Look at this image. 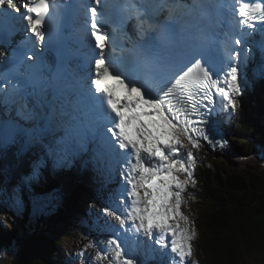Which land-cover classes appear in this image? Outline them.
Listing matches in <instances>:
<instances>
[{
  "label": "snow or ice",
  "instance_id": "obj_1",
  "mask_svg": "<svg viewBox=\"0 0 264 264\" xmlns=\"http://www.w3.org/2000/svg\"><path fill=\"white\" fill-rule=\"evenodd\" d=\"M54 4L55 0H0V15L25 22L24 31L31 34L25 41L31 44V55L23 53L20 63L32 61L28 67L41 80L55 82L68 75L82 81L85 77L77 76L58 50L54 67L47 62L46 56L53 51L47 25ZM85 7L90 14L85 25H90L94 42L88 57V83L77 101L78 123L64 130L57 148L67 152L70 142L74 154L92 151L97 160L106 158L109 171L114 169L118 177L113 202L103 208L104 215L115 221L114 235L105 248L96 251L95 259L106 264H137L126 244L150 240L158 246L153 251L168 255L171 264H197L190 259L195 225L182 211L183 194L189 184L196 183L193 150L202 147L201 141L221 147L226 143L213 139L211 117L218 106L230 116L240 107L244 86L241 51L236 46L246 47L244 37L252 36L258 24L264 32V0H233L229 5L238 30L230 37L231 46L229 33L223 32L226 39L219 53L193 45L178 61L171 58L177 39L172 22L186 10L211 7L204 0L199 4L93 0ZM129 21H134L135 41L125 30ZM14 34L15 29H10L5 39ZM128 42L132 43L130 49L125 47ZM260 46L264 49V42ZM0 59L8 63L3 52ZM14 91L19 97L20 119L12 121L8 140L30 145L38 140L37 129L25 127L22 121L39 118L50 127V114L42 115L39 106H29L32 94L25 86L17 84ZM3 103L7 107L17 100L5 92Z\"/></svg>",
  "mask_w": 264,
  "mask_h": 264
},
{
  "label": "rangeland",
  "instance_id": "obj_2",
  "mask_svg": "<svg viewBox=\"0 0 264 264\" xmlns=\"http://www.w3.org/2000/svg\"><path fill=\"white\" fill-rule=\"evenodd\" d=\"M248 70H251V69H248ZM251 79H253V76L251 77ZM218 109L220 110V113H219L220 119H222L223 117V121H226V123H222L223 125H219L220 128L218 131H220L221 129L222 131L227 132L228 129H231V125L234 126L238 122V116L240 112L239 114H236L237 113L236 112L235 113L236 115L230 116L227 112L221 111L220 107ZM38 111L42 115L45 114V110L40 108V106L38 107ZM0 113L2 112L0 111ZM12 116H13V120L20 119V117L17 115V112L15 114H12ZM231 117L233 119L231 120L232 122L230 121ZM22 123H24L25 127L27 128L28 127H31L32 129L35 128L34 122L22 121ZM262 125L264 126V123ZM10 130L11 131L13 130V125H12V129ZM231 131L233 132V134L232 132H229L230 134L229 138L231 137L232 139H237L236 143H234L235 145L234 148H232L233 146L232 142L230 143L232 152L229 153L228 151L221 149L219 151L217 150L214 153V151H212L210 148L207 147L208 144L201 142L202 147L198 150L196 149L193 150L194 156L196 157V161H197L196 167L203 168L205 167V165L210 163L209 159L212 161L213 160L216 161V159H218L219 162H227V163H230V164H233L239 167V169L244 173L243 174L244 176H246L247 174L252 175L253 173H254L253 175L255 174L260 175L264 171V169L262 168L261 160H260L261 157L259 156V154L262 153L264 149V145L260 142L261 140L259 141L257 139H254L248 136L251 139L250 143L248 142L246 143L245 146L240 147V143L238 142V140L247 141L249 138L247 139V135L245 134L242 135V134L236 133L232 129ZM64 134L65 133L61 132L60 136L63 137ZM35 135L38 137V140L40 139L42 142L46 143V139H47L45 138L47 136L46 133L41 132L40 130H37L35 132ZM8 137L9 136L7 135H1L2 143H0V150H1L0 153L4 152V155L0 156V162L3 160L2 164L3 162L4 164H6L8 160L12 161V163L10 162V164H13L14 168L17 169V168H20V166H23L26 169V171L28 170L27 172L28 178L35 177V175L33 174L34 171L38 173L36 174L37 175L36 177L38 178L36 180L34 179V180L27 181L26 172H23L22 176H20L18 179L16 178L15 173H13L12 176L15 175L13 177L15 184H16L15 187H17L19 191L15 187H13L10 192L9 190H6V192H8L9 194V197L8 195H5V196L10 198L11 202L7 203V197L0 198V204H1L0 212L9 211L8 214L11 216L10 218H12L14 221L18 220V218H20L21 220H25L26 222L25 226L27 227L26 232H29L28 235L34 236L36 238H38L40 235L49 236V241H47L48 239L47 240L43 239L41 241V244H43L44 246L42 247V249H44L45 251L46 248H49L48 251H50V253L52 252L51 257H53L52 260L54 261L55 264H59L60 261H62V264H106V262L97 261L95 259V253L99 249L105 248L106 241L108 239L113 238V235H114L112 231V226L115 225V221H113L110 217L104 215L103 208L105 206L102 207V205L106 203V206H109L113 202L112 189H113V184H114L113 182L116 183V180H113V179L111 180V178L109 177L115 174V170L113 169L110 172L109 169H107L108 170V174H107L105 169L104 168L102 169L103 164L99 163L98 167L103 172L101 173L100 171L101 174L93 173V172H85L84 171L85 169L83 170L84 173L80 171L78 172L77 166L76 167L73 166V160H74V163L78 165L80 163L86 164L82 166L87 168L86 167L88 164L87 160L88 161L91 160L90 158L91 155L87 157V159L85 160V154L87 152H80V153H77V155H75L70 149L68 150H70L71 153L70 151H67L60 155L58 154V151H56L57 153H55L56 149H54V151H51V152H48L46 149L51 161H49V158L45 156L46 166L42 167L40 162L36 160L39 155L36 154L35 152H32L30 150V146L28 147L26 146V149L24 148V151H23L25 155L24 154L23 155L26 156L27 159H29L28 162L31 165L30 167L31 171H29V165L27 164L24 165L25 162L22 160L25 157L19 156L20 154H22V151L20 150L21 145L18 144V146H15L18 148H15V150H11L10 144L12 143L9 142ZM59 139L60 137L56 139V142L59 141ZM238 149L242 150L241 153L238 152ZM39 150H40V147H39ZM202 150H204L205 152H201ZM184 151L185 150H182V154ZM15 153L18 154V157H16L17 159L11 157ZM27 153H29L30 155H28ZM208 155H210L209 159L207 158ZM20 157L22 159H20V162H19L18 158ZM62 157H65V158L63 159ZM105 160L106 158H101V161L104 162ZM50 162L54 163L56 167L51 166ZM6 166H4L6 167V170L8 168L10 171H12L9 168V163ZM74 168L76 169L74 170ZM47 169H52L53 171L57 172L58 175L61 174L63 177L67 176L69 173L74 174L72 171H74L75 175L78 176L77 181L75 182L72 188L74 192L75 191L79 192L81 190L82 191L81 197H83V201L84 200L86 201L84 204L79 205V206H77L78 202L73 205L74 207L76 206L74 210H75V218H76V221H78L77 223L79 226L77 230L73 229V227L71 228L70 225L63 226L62 224H59V223L57 224V220L59 219V217L55 216L57 215L55 212V209L57 210V208H56L55 203L52 204V202L54 199H55V202L59 201L58 198H60V192H59L60 190L55 191L53 195L54 199H52V195H50L49 197L47 196L37 197L36 195L35 187L33 188L34 183L32 181H34L35 183L37 181H41V180L43 181V179L40 177L39 172H41L42 175L45 176ZM194 175H195V172H194ZM12 176H9V177L11 178ZM61 179H58V180L60 181ZM71 179L72 178H67V180L69 181ZM194 179L197 183L198 181L196 180V176L194 177ZM23 180L25 182H23ZM63 180L65 181L64 178ZM196 183L195 185H191V184L188 185L185 193L183 194L185 203L182 206V211H184L185 214L188 215L190 219L194 222L195 229L197 227V224L195 223V219L193 215H190V213L191 211H192L191 214L193 213L196 214L197 212V210L195 209L192 210L193 208L192 197L195 196L196 191L199 190V187H200V185L198 187ZM81 187H84V190ZM115 189H117V187ZM24 190L29 191V193H31L30 191H32L33 195H29L27 197L24 196L22 193ZM66 192L69 194L68 190ZM70 195H72V191ZM23 203H24V206H23ZM97 205H99V210L95 209L97 208ZM3 207L5 208V210L3 209ZM20 211H22V213H20ZM48 216H51L54 220L53 222L51 221L53 223L52 227H48V224H49L48 220H51V218L48 219ZM11 222L6 221L0 217V224L4 228L8 229V231H10L13 226V222L12 223ZM36 222H39V223H36ZM29 225L30 227H28ZM32 226H34V228H32ZM21 234L23 233H20V235ZM196 234L198 236L199 232L196 231ZM23 235L27 237L26 234H23ZM16 236L17 235H14L11 239L12 241L11 243H13L12 247L8 249L7 246H5L4 250H2L3 257H0L1 264H12L13 263L12 260L15 259V257L20 253L19 250L21 249V247L18 246L16 242H14L17 240ZM198 240L200 242V238ZM198 240L193 241V256L190 259L191 261H196L197 264H202L203 262L202 259L200 257L198 258V254H196L198 253L197 250L199 248V245L198 247H196V243L197 244L199 243ZM20 242L24 243L22 240ZM153 246H152V241L150 240L147 241L146 243L145 242L137 243L136 241L130 240L126 244L129 255H131V257L136 258L137 264H144V263L145 264H160L161 262H158V260L160 259L158 258L157 260V257L159 255L161 256L160 252L156 251L154 253V251L151 250V248L154 249L158 246L154 244ZM143 249L146 253H148V255L145 253L143 254L140 253V250H143ZM51 257H47L46 259L48 260H45V261L46 262L50 261ZM245 257H246L245 262H243L242 264H264V258L259 259V257L256 255L248 254ZM162 259L163 261L161 260L162 261L161 264H171V259L169 256L165 258V260L164 258ZM148 260L150 261V263H148ZM155 260L157 261V263L153 262Z\"/></svg>",
  "mask_w": 264,
  "mask_h": 264
},
{
  "label": "trees",
  "instance_id": "obj_3",
  "mask_svg": "<svg viewBox=\"0 0 264 264\" xmlns=\"http://www.w3.org/2000/svg\"><path fill=\"white\" fill-rule=\"evenodd\" d=\"M245 94L239 107L241 115L239 114L236 125H231V129L236 133L247 135V139L250 136L259 141L261 140L260 142L264 145V126L262 125L264 123V94L255 84L252 87L249 86L245 90ZM236 140L234 139L235 143ZM250 140V138L247 141L238 140L240 147L245 146L248 142L250 143ZM201 152L205 151L202 150ZM22 155L20 154L19 156ZM207 158L209 159L210 155ZM20 159L18 158L19 161ZM209 161L210 163L205 165V167H196L194 170V177L196 176L198 181L196 184L198 187L200 185V187L196 191L195 196L192 197V210H197L198 215L191 214L192 211L190 215H193L195 223H197L196 231L202 235L200 242L196 243V247L199 245L198 253H196L198 258L202 259V264H242L248 254L256 255L259 259L264 258V171L260 175H253V173L252 175L247 174L244 176L239 167L233 164L219 162L218 159L216 161L209 159ZM10 162L12 163L9 160L6 164L0 162V198H6L7 196L5 195L9 197L6 190L10 192L16 186L13 178L15 175L12 176V174L17 169ZM8 163L12 171L8 168L6 170ZM26 164L29 165L25 161L24 165ZM24 172H26L27 177L28 170ZM72 172L74 174L69 173L63 177L52 169H47L45 177L42 178L43 181L32 182L34 183L33 188L35 187L37 197H49L52 195V199H54L55 191L60 190V202H55V199L52 202V204L55 203L57 208V210L55 209L57 214L55 216L59 217L57 224L70 225L71 228L73 227V229L77 230L79 226L75 218L74 208L76 206L74 207L73 205L77 202V206L82 205L86 200L83 201L81 190L74 192L72 187L78 176L75 175L74 171ZM9 176L12 177L10 178ZM69 177L72 178L70 182L67 180ZM34 179L35 177H32L27 179V181ZM58 179L61 180L59 181ZM81 188L84 190V187ZM67 190L69 194L66 192ZM71 191L72 195H70ZM30 192L24 190L22 193L27 197L33 195L32 191ZM8 197L7 203L11 202ZM3 209L5 210L4 207ZM8 213L9 211L0 212L1 218L13 222L11 230L9 229L10 231L0 224V257H3L2 250H4L5 246L8 249L12 247L11 239L14 235H17V240L14 242L21 249L19 250L20 253L12 260V264H55L48 248L45 251L42 249L44 246L41 241L43 239H48L47 241H49V236L40 235L36 238L28 235L29 232H26L25 220L18 218V220L14 221ZM50 218L48 227L53 226L52 222L54 220L51 216H48V219ZM20 233L26 234L27 237L23 234L20 235ZM21 240L24 243H21ZM47 257H51L48 262L45 261L48 260L46 259Z\"/></svg>",
  "mask_w": 264,
  "mask_h": 264
},
{
  "label": "bare ground",
  "instance_id": "obj_4",
  "mask_svg": "<svg viewBox=\"0 0 264 264\" xmlns=\"http://www.w3.org/2000/svg\"><path fill=\"white\" fill-rule=\"evenodd\" d=\"M193 2H191L190 4H192ZM2 19H4L5 20V18L2 16V15H0V22H1V20ZM184 20H185V22H187V20L184 18ZM7 22H4V24H6ZM4 29H5V27H4ZM3 29V30H4ZM82 30V29H81ZM181 34H184V35H188L189 37H192L193 36V34H194V32L193 31H189V30H184L183 31V33H181ZM181 34H179V35H181ZM20 36H22V34L20 33ZM79 36H82V34H80ZM22 38V37H21ZM132 38L133 39H137L136 37H134V36H132ZM260 38L262 39V41H263V39H264V35L263 36H260ZM23 39V41H24V37L22 38ZM248 39H250L251 41H253V38L252 37H249ZM250 40H248L247 41V44H246V49L245 48H243V53H244V55H246V56H248L247 54H249V55H251L252 57H253V59H252V61H251V57H249L250 58V61H251V64H255L259 69H263L264 70V49H262L261 48V46L260 45H253V44H251L250 43ZM229 45L231 46V44L229 43ZM82 46H84V45H82ZM126 46H129V47H131V45H130V43L128 42V43H126ZM174 48H176V49H181V48H179V47H174ZM249 49H251L250 51H249ZM55 51H56V49H55ZM91 51L92 50H90V52L89 51H85L86 53H85V56H86V62H85V64H88V57H89V55H90V53H91ZM72 53V52H71ZM52 54V53H51ZM50 54V55H51ZM174 57H177L176 55H173L172 54V59L174 58ZM242 57V56H241ZM243 61H244V64L246 65V61L243 59ZM250 61H249V63H250ZM81 64H82V61L80 62ZM83 64H84V62H83ZM88 66V65H87ZM85 67L84 68V70H85V72H87V69H88V67ZM260 87H262V88H264V84H263V81L262 82H260ZM55 93L56 94H59L60 93V91H59V89H58V92H57V89L55 90ZM75 93L76 94H78V92H77V90L75 91ZM38 99H41L43 102H45V104H46V109H45V113H49L50 114V117H53V113L51 112V109H53V108H57V107H60V106H62V101H61V99L63 100V96H62V94H60L59 96H55V94L54 93H50V92H43L42 90H40V94H39V97H38ZM244 100V99H243ZM77 101L78 100H73L72 99V106H73V108L75 109V111L73 112V114H71L72 113V111H71V109H68V112H67V115L69 114V116L71 115V117L72 118H75V117H79L80 116V113H79V111H77V109H78V107H80L78 104H77ZM1 106H2V113H0V116H3V117H5V119L7 118V120L8 121H6L4 118V120H2V117H0V143H2V139H1V135H7V136H10L12 133V131L10 130V129H12V121H13V116H12V114H15L16 112H17V110H18V108H19V101H17V104H14V105H9L8 104V106L7 107H5V105H4V103H2L1 102ZM30 107L32 106V104L31 105H29ZM5 107V108H4ZM41 108V107H40ZM64 108H66V107H64ZM5 109V110H4ZM11 109H13V110H11ZM13 111L15 112V113H13ZM216 112L217 113H220V110L217 108L216 109ZM9 114V115H8ZM234 116V115H233ZM54 118H56V117H54ZM53 118V119H54ZM72 118L70 119L71 121H68V123H67V127L66 128H68V129H70V128H72L73 126H75L77 123H78V121L77 122H75V121H73L72 120ZM219 117H214V116H212L211 117V121L213 122L212 123V129H213V131H212V137H213V139L214 138H217V134H218V132H221V131H218L219 130V124H221V125H223L222 123H225V122H220L219 123ZM223 120V119H222ZM235 120V119H234ZM61 121V120H60ZM214 121H217V123H215ZM44 121L42 120V119H39L38 118V120H36V121H34V127H35V129H37V130H40L41 132H44V133H46V137L45 138H47L46 139V142H49V143H52V146L49 148L46 144H45V142H42L40 139V141L39 140H37V141H35L34 142V144L37 146V149L39 150V147H40V150H41V154H39V152L38 153H36V154H38L39 156L38 157H40L42 154L44 155V156H46V154H47V151H46V149H48L49 151H50V149H56L55 150V153H57L56 151H58V154L60 155V154H62V153H64V152H60V150L59 149H57L56 148V144H57V142H56V139H57V137H56V135H58L60 138H61V136L59 135V130L56 128V124H58L59 123V120H56V119H54L53 121H52V123H51V125H50V127H48V126H46V124H45V122L43 123ZM232 122V121H231ZM62 125V129H64V125L63 124H61ZM229 132H232L231 131V129H228L227 130V132H225V131H222V133H223V138H221V140H223L224 142H226V143H231L232 142V144H233V146H232V148H234L235 147V145H234V139H232L231 137L229 138ZM56 134V135H55ZM232 134H233V132H232ZM60 140V139H59ZM56 142V143H55ZM201 142H203V143H206V144H208L207 142H204V141H201ZM18 144H20L21 145V148H20V150L22 151V154H23V151H24V148L26 149V146L28 147V146H30V150L32 151V147H33V145H32V143L30 144V145H25V144H22V143H20V142H17V143H12V144H10V148H11V150H15V148H18V147H15V146H18ZM207 147L208 148H210V144H208L207 145ZM69 149L71 150V144H70V142H69ZM211 149V148H210ZM70 150H68V151H70ZM212 150V149H211ZM221 150V149H220ZM213 151V150H212ZM219 151V150H218ZM34 152H35V150H34ZM70 153H71V151H70ZM28 155H30L29 153H27ZM4 155V152L2 153H0V156H3ZM75 155H77V153L75 154ZM91 155V160L90 161H88L87 160V162H88V164H87V168H85L84 166H82V165H86V164H75L74 163V160H73V166H77V171L79 172H83L84 173V171L85 172H93V173H99V174H101V173H103L100 169H99V163L100 164H103V167H102V169L104 168L105 169V171H106V173L108 174V170L107 169H109L108 168V166H107V161L105 160L104 162L103 161H101V159L100 160H97L96 159V157H95V155H94V153L92 154V151H87V153L85 154V160L87 159V157H89ZM259 156L260 157H263V154L262 153H260L259 154ZM12 158H16V157H18V154H13V156H11ZM22 157H24V155H22ZM21 158V157H20ZM63 159L65 158V157H62ZM17 159V158H16ZM22 159V158H21ZM25 159V158H24ZM26 160V159H25ZM3 161V160H2ZM1 161V162H2ZM67 161H69V160H67ZM20 162V161H19ZM28 164H29V171L31 170V165H30V163L28 162V161H26ZM22 163V162H21ZM23 164V163H22ZM75 164V165H74ZM26 167V166H25ZM79 167V168H78ZM76 168H74V170H75ZM85 169V170H84ZM91 169V170H90ZM71 170H72V168H71ZM70 170V171H71ZM84 170V171H83ZM24 171H26V169L23 167V166H20V168H17V170H16V172H15V175H16V178L18 179L20 176H22V173L24 172ZM59 171V170H58ZM100 171H101V173H100ZM104 171V170H103ZM55 172V171H54ZM1 174V173H0ZM72 174V173H71ZM81 175H82V173H81ZM3 176H5V175H3ZM117 175H116V173L114 174V175H111V177H109V178H111V180L113 179V180H116V183L115 182H113L114 184H117V180H118V177H116ZM32 177V176H31ZM70 178V177H69ZM26 179H29L28 178V176L26 177ZM72 181V180H71ZM23 182H25L24 180H23ZM23 182H21V183H23ZM70 182V181H69ZM76 182V181H75ZM118 185V184H117ZM72 187V186H71ZM92 187V186H91ZM62 195V194H61ZM59 199V198H58ZM60 202V201H59ZM69 203V202H68ZM58 204V203H57ZM65 204V203H64ZM66 206V205H65ZM68 206H70V205H68ZM60 208H61V206H60ZM66 208H68V207H66ZM72 210V209H71ZM64 211H65V209H64ZM70 211V210H69ZM74 211V210H73ZM196 214H197V212H196ZM198 215V214H197ZM196 215V216H197ZM62 218V217H61ZM197 224V223H196ZM47 230V229H46ZM3 232V231H2ZM197 236V235H196ZM202 237V235H198L197 236V238L199 239V238H201ZM195 239L196 241L198 240V239ZM194 240V241H195ZM199 241V240H198ZM52 245V244H51ZM152 246H153V243H152ZM198 246V245H197ZM154 247V246H153ZM156 247V246H155ZM133 248V247H132ZM143 248V247H142ZM49 249V248H48ZM82 249V248H81ZM156 249H158V247H156ZM151 250H153L152 248H151ZM148 251V250H147ZM156 252V251H155ZM154 252V253H155ZM160 252V251H159ZM52 253V252H51ZM140 253L141 254H143V253H145V254H147L148 255V253H146L145 251H144V249L143 250H140ZM160 254H161V256L159 255L158 257H157V260H158V258L160 259V260H158V262H161L162 263V261H163V259L162 258H164V260H165V258H167L168 257V255H166V254H162L161 252H160ZM63 256V255H62ZM131 256V255H130ZM137 257V256H136ZM61 260V259H60ZM147 260V259H146ZM162 260V261H161ZM147 262V261H146ZM154 263H157V261L155 260V261H153ZM144 263V262H143ZM148 263H150V261L148 260ZM160 263V264H161ZM59 264H62V261H60V263ZM145 264V263H144ZM205 264V263H204Z\"/></svg>",
  "mask_w": 264,
  "mask_h": 264
},
{
  "label": "water",
  "instance_id": "obj_5",
  "mask_svg": "<svg viewBox=\"0 0 264 264\" xmlns=\"http://www.w3.org/2000/svg\"><path fill=\"white\" fill-rule=\"evenodd\" d=\"M245 95H246V94H245ZM241 151H242V150H239V149H238V152H239V153H241ZM262 154H263V157H261L260 160H261V163H262V168L264 169V149H263Z\"/></svg>",
  "mask_w": 264,
  "mask_h": 264
}]
</instances>
